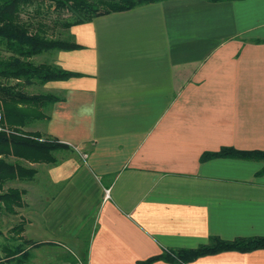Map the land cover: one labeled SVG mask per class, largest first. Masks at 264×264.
Masks as SVG:
<instances>
[{"label":"crops","instance_id":"crops-1","mask_svg":"<svg viewBox=\"0 0 264 264\" xmlns=\"http://www.w3.org/2000/svg\"><path fill=\"white\" fill-rule=\"evenodd\" d=\"M56 35L76 48L33 61L70 76L29 86L60 99L31 128L66 148L19 182L25 264H183L147 262L264 237V162L205 157L264 152V0H165Z\"/></svg>","mask_w":264,"mask_h":264},{"label":"trees","instance_id":"trees-1","mask_svg":"<svg viewBox=\"0 0 264 264\" xmlns=\"http://www.w3.org/2000/svg\"><path fill=\"white\" fill-rule=\"evenodd\" d=\"M161 1L165 0H0V217L2 214L15 216L23 207L24 191L9 185L33 180L36 170L27 165L53 164L56 161L54 152L66 148L55 140L43 138L40 133L27 130L37 121H47L49 107L60 99L51 94L28 95L18 90L70 76L49 64H35L33 59L52 50L76 48L66 37L57 36L58 32L89 23L99 16ZM209 156L264 162L262 151L221 149L218 153L205 155L206 158ZM22 232L21 221L9 230L8 234L12 235L6 240L15 244L1 246L0 264H25L30 259L31 253L25 247L34 244L22 240ZM257 249H264V237L234 241L212 238L207 245L197 249L165 253L147 263L159 258L186 264L219 252Z\"/></svg>","mask_w":264,"mask_h":264},{"label":"rangeland","instance_id":"rangeland-1","mask_svg":"<svg viewBox=\"0 0 264 264\" xmlns=\"http://www.w3.org/2000/svg\"><path fill=\"white\" fill-rule=\"evenodd\" d=\"M13 84H16L17 82H12ZM22 83V82H20ZM18 91L20 92H23V93H26L28 95H33V94H36V93H33L30 89H29V86L26 87V88H20ZM33 133H35L34 130V127L31 128V126L27 129ZM39 133V132H37ZM28 166V165H27ZM29 167V166H28ZM10 188H13V189H18L19 191H21L22 189V186L19 184V182H13L12 184L9 185ZM21 199L23 200L24 197L22 196ZM0 205H2L0 203ZM31 205V204H30ZM17 215L15 216H9V215H1L0 217V256H3L2 252H1V246L5 245V244H15V242H11V241H7L6 239L11 237L12 234H8L9 233V230L11 228H13L14 226H16L21 219H23V216L25 217L26 214H24L25 212L24 211H18L17 210ZM25 249L27 251H29L30 253L32 252V248H28L25 247ZM10 264H16V263H10Z\"/></svg>","mask_w":264,"mask_h":264},{"label":"built area","instance_id":"built-area-1","mask_svg":"<svg viewBox=\"0 0 264 264\" xmlns=\"http://www.w3.org/2000/svg\"><path fill=\"white\" fill-rule=\"evenodd\" d=\"M0 119H1V113H0ZM0 131H1V127H0Z\"/></svg>","mask_w":264,"mask_h":264}]
</instances>
